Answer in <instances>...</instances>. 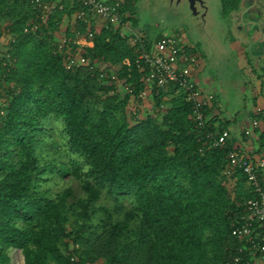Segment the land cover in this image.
<instances>
[{"label":"trees","instance_id":"obj_1","mask_svg":"<svg viewBox=\"0 0 264 264\" xmlns=\"http://www.w3.org/2000/svg\"><path fill=\"white\" fill-rule=\"evenodd\" d=\"M41 1L58 5L42 18L31 0H0V264L11 263L10 248L22 251L23 264H226L243 244L233 223L255 194L240 169L226 174L232 145L210 147L209 133L222 127L213 119L198 127L175 86L140 98L145 72L134 61L143 44L121 26L79 20L87 10L80 0ZM136 2L119 5L125 24L137 23ZM239 4L222 0L223 14ZM89 32L93 44L82 54L98 66L94 74L67 69L65 52ZM50 118L63 123L70 163L46 152ZM259 140L263 147L264 131ZM51 173L77 184L53 193L44 187ZM104 193L113 205L100 202Z\"/></svg>","mask_w":264,"mask_h":264},{"label":"built area","instance_id":"obj_2","mask_svg":"<svg viewBox=\"0 0 264 264\" xmlns=\"http://www.w3.org/2000/svg\"><path fill=\"white\" fill-rule=\"evenodd\" d=\"M35 7L42 10V18L46 13L56 7L58 2L48 3L41 0H31ZM87 8L76 14L79 20L90 23L95 17L105 20L106 27L109 24L121 26L122 36H126L127 25L123 22L119 5L125 0H80ZM126 27V28H125ZM37 25L31 30L36 31ZM134 42H142L143 48L134 61V64L143 70V81L145 87L138 94L140 98L146 99L149 94L159 95L162 90L170 86L177 87L184 95L193 109L194 118L198 127H206L209 116L206 108L211 106L215 100L212 93L205 92L196 80V72L200 67V57L189 43L185 42L180 34L162 35L153 42H147V37L133 33ZM88 37H82L74 41L75 48L65 52V65L69 70H76L87 66L94 74L97 65L89 62V59L82 54V50L93 44V33L89 32ZM60 49H64V42H60ZM65 51V50H64ZM125 64L131 65L126 59ZM100 77L111 84H117L127 93L134 94L135 86L131 84L122 85L118 75L114 71L100 70ZM4 101V100H3ZM5 102L0 106V114H4ZM134 119L138 118L140 110L133 109L131 112ZM259 126V120H253L252 127L245 130L246 135H252L254 128ZM229 132L224 130L219 134L209 133L210 147L223 148L227 142ZM229 166L226 174L231 175L235 168L240 169L247 178V184L255 196L245 202V213L233 223V234L242 241V245L226 264H256L258 260L264 261V183L262 175L264 172V150L258 156L248 154L241 149H232L228 152ZM256 223L263 230L259 231ZM248 255L246 256V254ZM76 258L73 257L72 261ZM86 264H91L90 262Z\"/></svg>","mask_w":264,"mask_h":264},{"label":"rangeland","instance_id":"obj_3","mask_svg":"<svg viewBox=\"0 0 264 264\" xmlns=\"http://www.w3.org/2000/svg\"><path fill=\"white\" fill-rule=\"evenodd\" d=\"M135 6L134 16L137 23L128 20L127 24L132 26L136 33L142 34L144 38L146 36L147 42L150 40L148 44L158 35L179 33L185 42L196 43L201 48V51L197 50L200 64L206 61L210 74L225 76L230 71H235L237 65L232 60L240 55V52L236 53L234 45L242 40L238 34L240 30L237 29L241 12L225 16L222 11V0H137ZM63 36L64 30L59 33L60 39ZM201 85L206 88L203 83ZM44 126L47 129L45 137L49 144L45 148L49 158H57L58 161L66 163L76 159V156L67 149L62 121L50 118L45 121ZM49 176L50 179L44 187H50L53 193L71 182L77 184V180L72 177L62 178L56 173ZM123 201L127 205L131 204L128 198ZM100 202L113 205L115 200L104 193ZM8 253L11 257L10 264H23L24 256L20 249L10 248Z\"/></svg>","mask_w":264,"mask_h":264},{"label":"crops","instance_id":"obj_4","mask_svg":"<svg viewBox=\"0 0 264 264\" xmlns=\"http://www.w3.org/2000/svg\"><path fill=\"white\" fill-rule=\"evenodd\" d=\"M255 2L242 0L240 9L232 12V15L244 12L237 24L240 30L237 33L241 35L242 40L234 45L236 53L240 52V55L238 54L235 60L231 59L237 65L235 71H230L225 76H216L208 72L206 61H203L196 72V80L205 92L215 96L213 109L208 116L213 119L217 128L222 127V130L229 132L227 143L231 144L233 149H241L258 156L264 150L259 140V134L264 131V5ZM126 25V34L133 40L134 29L127 23ZM159 37L158 35L153 38V41ZM189 44H193L196 52L201 51L196 43ZM241 56L243 58H240ZM201 83L206 88H203ZM151 100V97H148L144 101ZM255 119L259 120V126L254 128L252 135H246L245 130L252 127ZM262 181L264 183V172ZM257 262L264 264L261 260Z\"/></svg>","mask_w":264,"mask_h":264},{"label":"flooded vegetation","instance_id":"obj_5","mask_svg":"<svg viewBox=\"0 0 264 264\" xmlns=\"http://www.w3.org/2000/svg\"><path fill=\"white\" fill-rule=\"evenodd\" d=\"M255 1H256V2H255ZM255 1L252 0V2H255L256 4H258L259 2H261V4L264 5V0H261V1H259V0H255ZM241 3H242V0H240L239 9H240V5H241ZM255 3H254V4H255ZM258 6H259V5H258ZM261 7H262V5H261ZM239 9H238V10H239ZM238 10H236V11H238ZM232 12H233V11H232ZM232 12H231L230 14H232Z\"/></svg>","mask_w":264,"mask_h":264},{"label":"water","instance_id":"obj_6","mask_svg":"<svg viewBox=\"0 0 264 264\" xmlns=\"http://www.w3.org/2000/svg\"><path fill=\"white\" fill-rule=\"evenodd\" d=\"M245 9L247 10L248 8H245ZM243 13H244V12H243ZM243 13H241L239 17H242ZM239 19H240V18H239ZM237 29H239L238 26H237Z\"/></svg>","mask_w":264,"mask_h":264}]
</instances>
